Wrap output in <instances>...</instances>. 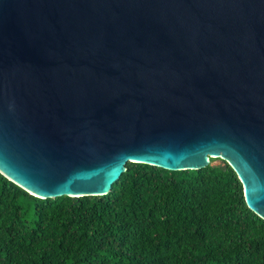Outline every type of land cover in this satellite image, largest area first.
<instances>
[{
	"label": "water",
	"instance_id": "1",
	"mask_svg": "<svg viewBox=\"0 0 264 264\" xmlns=\"http://www.w3.org/2000/svg\"><path fill=\"white\" fill-rule=\"evenodd\" d=\"M210 159L264 220V0H0V174L77 200Z\"/></svg>",
	"mask_w": 264,
	"mask_h": 264
},
{
	"label": "trees",
	"instance_id": "2",
	"mask_svg": "<svg viewBox=\"0 0 264 264\" xmlns=\"http://www.w3.org/2000/svg\"><path fill=\"white\" fill-rule=\"evenodd\" d=\"M125 169L106 195L77 200L0 174V264H264V220L228 163Z\"/></svg>",
	"mask_w": 264,
	"mask_h": 264
}]
</instances>
